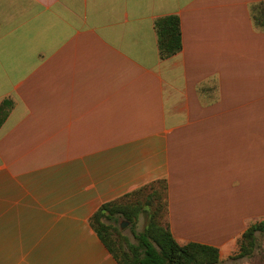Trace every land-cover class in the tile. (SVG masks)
<instances>
[{
  "label": "crops",
  "instance_id": "crops-1",
  "mask_svg": "<svg viewBox=\"0 0 264 264\" xmlns=\"http://www.w3.org/2000/svg\"><path fill=\"white\" fill-rule=\"evenodd\" d=\"M257 1L0 0V264H119L89 218L158 179L179 244L238 252L264 220Z\"/></svg>",
  "mask_w": 264,
  "mask_h": 264
},
{
  "label": "trees",
  "instance_id": "trees-1",
  "mask_svg": "<svg viewBox=\"0 0 264 264\" xmlns=\"http://www.w3.org/2000/svg\"><path fill=\"white\" fill-rule=\"evenodd\" d=\"M250 14L255 26L264 30V0L252 3ZM153 26L161 58L171 56L181 49L180 20L176 14L157 17ZM12 105L10 99H4L0 103V125ZM140 196H144L142 201L138 198ZM140 212L146 214L147 223L140 232L134 233L136 242L125 240L124 247L114 246L110 233L117 231V227L113 222H117L120 215L133 224ZM166 214V180L158 179L102 203L90 216L89 223L119 264H224L214 246L198 242L179 244L169 229ZM108 220L112 223H107ZM256 232L264 236V220L250 224L243 232L238 241L236 256H245L251 252Z\"/></svg>",
  "mask_w": 264,
  "mask_h": 264
},
{
  "label": "rangeland",
  "instance_id": "rangeland-1",
  "mask_svg": "<svg viewBox=\"0 0 264 264\" xmlns=\"http://www.w3.org/2000/svg\"><path fill=\"white\" fill-rule=\"evenodd\" d=\"M141 201L143 197H138ZM131 199V198H130ZM107 223L111 221H106ZM124 223V226L121 227L120 224ZM112 223V222H111ZM147 223V217L144 212L138 214L137 219L132 224L131 222L125 220L120 215L117 218V222H113L117 227V231L110 233V238L114 242L116 247H124L125 240L135 243L136 239L134 233L140 232ZM224 264H264V236L263 234L256 232L255 233V245L251 249V252L245 256H230L226 263Z\"/></svg>",
  "mask_w": 264,
  "mask_h": 264
},
{
  "label": "water",
  "instance_id": "water-1",
  "mask_svg": "<svg viewBox=\"0 0 264 264\" xmlns=\"http://www.w3.org/2000/svg\"><path fill=\"white\" fill-rule=\"evenodd\" d=\"M120 226L123 227V226H124V223L122 222V223L120 224Z\"/></svg>",
  "mask_w": 264,
  "mask_h": 264
}]
</instances>
